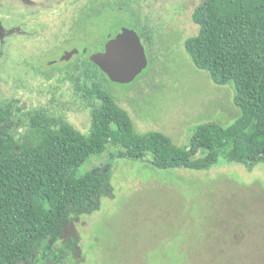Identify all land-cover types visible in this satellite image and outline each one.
Masks as SVG:
<instances>
[{
	"label": "rangeland",
	"instance_id": "1",
	"mask_svg": "<svg viewBox=\"0 0 264 264\" xmlns=\"http://www.w3.org/2000/svg\"><path fill=\"white\" fill-rule=\"evenodd\" d=\"M166 1L173 6L183 0ZM191 1L197 5L202 0ZM11 11L0 0L3 29L21 26L24 9L12 11L14 22L8 20ZM172 11H136L151 24L168 22L173 15L170 22L182 30L181 39L143 41L152 51L146 57L152 60L149 70L147 63L135 79L106 81L104 89L137 132L158 131L180 146L195 126H227L239 111L233 89L212 83L184 49L185 40L198 32L192 8L178 16ZM76 13L78 8L43 10L22 25L32 35L0 34V106L12 110L10 131L18 137L36 113L81 134L89 131L90 102L81 90L82 73L73 66L78 54L60 60L63 52L99 48L98 42L81 40L85 33L74 25ZM74 33L80 39H73ZM93 160L110 164L114 196L102 198L98 211L72 218L52 243L63 264H264L263 163L251 170L231 164L194 171L160 170L146 161L116 156Z\"/></svg>",
	"mask_w": 264,
	"mask_h": 264
},
{
	"label": "trees",
	"instance_id": "2",
	"mask_svg": "<svg viewBox=\"0 0 264 264\" xmlns=\"http://www.w3.org/2000/svg\"><path fill=\"white\" fill-rule=\"evenodd\" d=\"M192 21L198 32L184 49L194 67L233 89L239 115L227 126L199 124L180 146L158 131L137 132L104 89L106 75L80 52L73 66L90 102L87 134L36 113L18 137L10 131L12 110L0 106V264H63L52 243L72 218L114 196L110 164L93 158L146 161L160 170L264 164V0H203Z\"/></svg>",
	"mask_w": 264,
	"mask_h": 264
},
{
	"label": "flooded vegetation",
	"instance_id": "3",
	"mask_svg": "<svg viewBox=\"0 0 264 264\" xmlns=\"http://www.w3.org/2000/svg\"><path fill=\"white\" fill-rule=\"evenodd\" d=\"M4 2L12 11L20 7L24 9L25 12L20 15V18L22 19L20 20L22 22L19 24H21V26L16 25L7 29H3L0 26V34L4 33V35L8 36L32 35L27 33L25 27H23L22 25L28 24L30 19L37 17V14L40 11L48 9L61 10L66 8H73L75 10L76 8H78V13H76V16L74 17V22H77L74 23V25H78L79 30L85 33L81 38L82 41L99 43V48L92 50L102 52L104 50V44L109 34L118 30L119 28H126L136 32V34L140 38V42L144 48L146 57H148L147 55H150L152 51L151 48L149 49L144 46L143 41H179L181 39L182 30L177 29L170 22L174 20L173 15H170V19L167 17V15L163 17V19H169L168 22L151 24L149 21H143L142 19H140V16L137 12L145 8L156 7L158 10L173 9L172 13L178 16L182 15L183 11L187 10L188 7L192 8L193 13L194 9L198 5L192 3L191 0H188L187 5L185 4L186 0H183L177 1L173 4V6L169 5L166 0H4ZM79 3L80 6H77V4ZM12 11L9 13L8 20L14 22V20L16 19L13 17ZM110 11H115V13H118V11H125V15L111 16L109 13ZM78 22L79 24H77ZM122 22H126V25L121 24ZM89 26H94V28L88 29ZM72 35L73 39H80L77 37V33H74ZM79 52L81 53V50Z\"/></svg>",
	"mask_w": 264,
	"mask_h": 264
},
{
	"label": "water",
	"instance_id": "4",
	"mask_svg": "<svg viewBox=\"0 0 264 264\" xmlns=\"http://www.w3.org/2000/svg\"><path fill=\"white\" fill-rule=\"evenodd\" d=\"M73 49L63 52L60 60L78 54ZM81 53L106 75L109 81L123 84L136 78L147 66V58L140 38L135 31L126 28L109 34L102 52L84 48Z\"/></svg>",
	"mask_w": 264,
	"mask_h": 264
}]
</instances>
